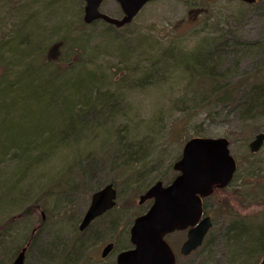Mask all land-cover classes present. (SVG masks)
Returning <instances> with one entry per match:
<instances>
[{
    "label": "rangeland",
    "instance_id": "374dc122",
    "mask_svg": "<svg viewBox=\"0 0 264 264\" xmlns=\"http://www.w3.org/2000/svg\"><path fill=\"white\" fill-rule=\"evenodd\" d=\"M83 7L0 0V264L21 247L26 264H96L90 256L126 240L149 205L139 196L175 176L183 144L200 132L227 138L238 169L205 201L213 225L201 247L182 258L185 232L168 236L177 264H261L264 141L255 153L248 144L264 133V110L225 118L212 96L264 80V0H158L115 30L86 26ZM107 184L115 206L80 233L91 195Z\"/></svg>",
    "mask_w": 264,
    "mask_h": 264
},
{
    "label": "water",
    "instance_id": "95a60500",
    "mask_svg": "<svg viewBox=\"0 0 264 264\" xmlns=\"http://www.w3.org/2000/svg\"><path fill=\"white\" fill-rule=\"evenodd\" d=\"M115 1L122 9V18L101 13L98 8L102 0H84L83 22L88 24L101 18L119 27L128 23L146 2L152 0ZM263 141L264 133L257 134L248 144L249 151L257 152ZM172 168L178 174L167 185L156 181L139 197V204L147 200H152V204L144 214L134 219L130 228L134 249L122 252L117 264H175L174 253L164 238L176 231H186L180 254L188 255L198 248L212 226L209 216L202 217V200L214 190L229 185L236 171V161L230 154L229 141L225 137H192L183 144L180 158ZM115 199L116 190L112 184L94 192L78 229L83 230L94 218L111 209ZM110 248L111 245L105 252ZM25 252L23 247L12 264H25Z\"/></svg>",
    "mask_w": 264,
    "mask_h": 264
},
{
    "label": "trees",
    "instance_id": "16d2710c",
    "mask_svg": "<svg viewBox=\"0 0 264 264\" xmlns=\"http://www.w3.org/2000/svg\"><path fill=\"white\" fill-rule=\"evenodd\" d=\"M224 50V47H217L215 48L216 54L219 56V53ZM194 55L199 56V53ZM197 57L192 60L194 61ZM213 56L209 53L203 55L202 59L200 60L201 64H205V60L212 59ZM223 61V59L221 60ZM220 61V62H221ZM204 77V76H201ZM205 77L208 78L210 82L217 83V79L213 76L206 75ZM257 79V81L247 82L246 80H238L232 82L228 85L221 86L220 90H218L212 96V103L214 106H218L220 112L226 111L223 117H232L230 114H234V116L239 115V119L243 120L246 118L254 117L258 114L261 110H264V80ZM201 81V80H200ZM246 82L250 85L247 88H243V85ZM106 106H108L106 104ZM195 136L205 137L204 133H197ZM204 209L205 202H204ZM250 239V237H249ZM258 239V240H257ZM257 243H262L263 238L261 236L257 238Z\"/></svg>",
    "mask_w": 264,
    "mask_h": 264
},
{
    "label": "flooded vegetation",
    "instance_id": "af4514ba",
    "mask_svg": "<svg viewBox=\"0 0 264 264\" xmlns=\"http://www.w3.org/2000/svg\"><path fill=\"white\" fill-rule=\"evenodd\" d=\"M156 1H158V0H152V1H148V2H146L143 6H142V8L141 9H139L138 10V12L135 14V16L128 22V23H126V24H124V25H122V26H116V25H114V24H111V23H109V22H106V21H104L103 19H101V18H98V19H95V20H93L91 23H88V24H86V23H84L86 26H90V25H97V23H101L102 25H104V27H109V28H111V29H125L127 26H130L131 25V23L133 22V20L138 16V14L141 12V10L147 5V4H149V3H153V2H156ZM110 2H112L113 4H115L116 5V7H117V9L119 10V15L118 16H115L113 13H111L110 11H107L106 10V7L108 6V5H110L111 3ZM85 4V3H84ZM102 8H104V9H102ZM99 11L101 12V13H103V14H106V15H108V16H110V17H113V18H116V19H120V18H122L123 17V12H122V9H121V7L119 6V4L115 1V0H102V2H101V4H100V6H99ZM83 13H84V7H83ZM82 21H83V16H82ZM178 173L176 172V174L175 175H177ZM145 192V191H144ZM143 192V193H144ZM142 193V194H143ZM141 194V195H142ZM140 195V196H141ZM139 196V197H140ZM207 200V199H206ZM206 200H204V202L206 201ZM146 202H148L149 203V205L147 206V208L145 209V211L144 212H142L140 215H142V214H144L148 209H149V207H150V205L152 204V200H147V201H145V203ZM116 204V203H115ZM142 204H144V203H142ZM142 204H140V205H142ZM114 207V206H113ZM112 207V208H113ZM111 208V209H112ZM111 209H109V210H107V211H105L103 214H101L100 216H98V217H96V218H94L83 230H81L80 231V233H85V230L86 229H88V227L89 226H91L92 225V223H94V221H96V220H98V219H100V218H102L105 214H107ZM87 210V209H86ZM86 212V211H85ZM85 214V213H84ZM84 214H83V216H84ZM140 215H138V216H140ZM204 215H206L205 213H204ZM203 215V216H204ZM137 216V217H138ZM211 217V216H210ZM136 218V217H135ZM134 218V219H135ZM82 219H83V217H82ZM82 219H81V221H82ZM80 221V222H81ZM134 221V220H133ZM112 222H114V221H110L109 223H112ZM80 224V223H79ZM132 224H133V222L131 223V225L129 226V229H128V233H127V238H126V240H123V239H120L119 237L118 238H115V237H113V238H110L107 242H105V243H103L102 244V246H101V248L99 249V251L97 252V256L96 257H93V256H90V258H89V260L90 261H92V262H94V263H96V264H98V263H106V264H117V259H118V256L122 253V252H125V251H130V250H133L134 249V245L132 244V242L130 241V228H131V226H132ZM79 226V225H78ZM106 230H107V228H106ZM105 230V231H106ZM185 235H186V232H185ZM186 239V238H185ZM168 241V240H167ZM184 242V241H183ZM121 243H122V245H121ZM169 244V243H168ZM109 245H111V248L108 250V251H106L105 252V249L109 246ZM170 245V244H169ZM26 246H29V242H27L26 243ZM170 247H171V245H170ZM23 247H21V249H22ZM20 249V250H21ZM171 249H172V251H173V253H174V256H175V259H176V264L178 263V254H176L175 253V251L173 250V248L171 247ZM196 251V250H195ZM19 252V251H18ZM27 249H26V252H25V258H26V255H27ZM179 255L182 257V258H186V257H188L189 255H182V254H180L179 253ZM16 256V255H15ZM14 259V258H13ZM13 261V260H12ZM12 263V262H11ZM10 263V264H11ZM25 264H26V261H25ZM261 264H264V263H261Z\"/></svg>",
    "mask_w": 264,
    "mask_h": 264
},
{
    "label": "bare ground",
    "instance_id": "6f19581e",
    "mask_svg": "<svg viewBox=\"0 0 264 264\" xmlns=\"http://www.w3.org/2000/svg\"><path fill=\"white\" fill-rule=\"evenodd\" d=\"M15 86H17V83H15ZM114 226H115L114 222L113 223H109L106 231L110 232L111 230H113Z\"/></svg>",
    "mask_w": 264,
    "mask_h": 264
}]
</instances>
